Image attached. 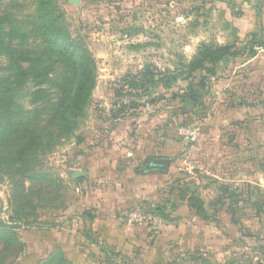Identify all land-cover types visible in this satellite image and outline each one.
I'll list each match as a JSON object with an SVG mask.
<instances>
[{
    "label": "rangeland",
    "instance_id": "obj_1",
    "mask_svg": "<svg viewBox=\"0 0 264 264\" xmlns=\"http://www.w3.org/2000/svg\"><path fill=\"white\" fill-rule=\"evenodd\" d=\"M241 1L193 0L179 8L166 0H94V8L67 0H0V223L16 227L0 228V264L16 263L26 234L67 220L77 224L79 211H110L133 193L139 200L119 213L137 205L149 219L125 264H264V111L253 114L238 150L200 142L202 128L195 142L184 143L176 126H201L195 111H211L206 92L227 72L238 78L226 108L257 104L250 94L255 85L241 80L245 56L218 64L203 87L199 73L167 90L159 86L151 98L124 86L147 66L177 74L202 44L227 42L241 53L249 29L238 16ZM41 12L63 37L55 30L43 40ZM65 41L91 61L84 86L77 59L64 53ZM194 91L201 110L188 101ZM119 111L125 112L116 117ZM19 149L25 150L20 157ZM155 155L172 159L168 175L141 172ZM73 172L86 175L73 179ZM182 191L198 195L211 218L200 237L199 218L178 199ZM172 203L178 210L168 223L159 213ZM197 237L203 245L194 244Z\"/></svg>",
    "mask_w": 264,
    "mask_h": 264
},
{
    "label": "crops",
    "instance_id": "obj_2",
    "mask_svg": "<svg viewBox=\"0 0 264 264\" xmlns=\"http://www.w3.org/2000/svg\"><path fill=\"white\" fill-rule=\"evenodd\" d=\"M119 1L121 3L138 5V3L142 2L148 4L150 0ZM166 1L165 4L171 5L173 3L179 8H185L186 5L195 3L193 0H172V2L169 3V0ZM85 3H91L90 5H94V8H96L94 0H81L80 2L82 5ZM240 3L241 9L238 16L246 19L245 22L248 24L249 28L243 37L246 36L245 39L247 38V40H249L251 34L256 33L264 39V0H242ZM187 14L188 12L186 15ZM228 14L231 15V12H228ZM226 44L227 42L219 45L223 46ZM137 47L138 46H134L133 48L136 49ZM242 61L241 66L242 68L245 66L247 72L242 69L244 72H242L241 80L248 84L249 88L250 85H257L256 89L255 86L252 88V90L255 91L250 93L253 98L257 99V104H255V106H237L234 109H227L226 104H224L226 102L225 100L229 95H233L232 93L228 94V89L231 83L237 81L238 76L233 74L234 77L230 78L227 72L228 75L224 76L222 74V78L217 77V79H215L216 81L211 84L206 92L207 98L205 100L209 101L212 105L211 111H195L199 115L198 121L201 123L200 127L202 128L200 142L217 143L218 141H222L224 145L233 149L238 150L239 148H243V144L241 143H243L245 139H248L246 132L249 125L247 123L253 120L252 117L255 116L253 114L260 116L262 111H264V49H258L256 54L252 57L245 55ZM222 64L223 62L220 63V66ZM226 64L227 63H225V65ZM201 108L202 106L200 110ZM232 114L235 115L234 119ZM162 145L164 144L162 143ZM162 145L160 148L163 147ZM157 146H159V144H157ZM165 147L166 145L164 148ZM164 148H161V150L158 148L159 150H156L162 153ZM204 151L205 149H203V152ZM159 157L160 155L148 157L145 164L141 167V172L145 174H161L163 176L168 175L172 161L168 170L165 172L146 167L149 158ZM138 172L139 170L136 169L135 173ZM138 198H140V195H135L134 193L133 195H125L117 204L111 206L109 209L110 211L95 207V212L92 213L94 218L91 223L89 235L100 247L92 244L78 232L77 222V224H73L74 221L67 220V224L69 225L61 223L53 227L41 228L26 234L22 240V244H25L26 249L24 248L22 255L15 264H43L47 258L57 251L62 253L63 262L69 264H104L107 258L111 262L125 264L127 259L131 260L129 258L132 257L135 246H137L139 240L145 236L143 235V229L147 227L144 226L145 223L128 225L125 222L124 216H122L119 211L127 205L135 204L139 200ZM135 207H137V205ZM183 208H186L189 214H193L187 206ZM173 217L176 219L174 214ZM195 217L199 218L198 216ZM195 220L194 225L197 224L199 226L198 234L200 237V235H202V230L200 229L204 226L203 223L206 225L211 223L201 218H199L198 221ZM225 226H228V224ZM210 233H212V231H210ZM204 234H206V232ZM107 237L110 238V242ZM199 237L195 238L194 241V244L197 246L203 245L202 240L198 239ZM262 242L263 237L257 239L258 244ZM117 243H119V245H117Z\"/></svg>",
    "mask_w": 264,
    "mask_h": 264
},
{
    "label": "trees",
    "instance_id": "obj_3",
    "mask_svg": "<svg viewBox=\"0 0 264 264\" xmlns=\"http://www.w3.org/2000/svg\"><path fill=\"white\" fill-rule=\"evenodd\" d=\"M40 18L41 20L45 19V22H43V28L46 30V33L42 35L43 40H47L48 37L54 36V31L56 30L53 24L52 19L45 14L44 12L40 13ZM56 36L58 37H63L61 30H56L55 31ZM63 50L65 55H67L70 58H76L78 61V75L80 77V83L79 86H84L89 80H87L88 76V71L89 69V57L85 55L84 51L82 48L76 47L74 44L66 42L63 44ZM0 48H2L1 45V39H0ZM3 49V48H2ZM258 49H264V39L261 38L256 33L251 34L250 39L247 40V42L244 44V47L242 48V52L240 53L241 49L238 51L237 47L234 45H206L202 44L199 46L197 49L195 55L188 61L186 62L180 71H178L177 74L174 73H167L165 75H162L160 72L157 71L156 67L153 66H147L143 68V71L140 76L135 75L134 77H131L129 81L125 83L124 86L127 87V89H131L136 92H142L143 96H147L151 98V96L158 94V87L160 86L162 89H170L171 85L177 83L179 80L180 81H187L190 79H196L195 74L199 73L200 74V81H199V87L204 86V80H206L208 77H214L216 74V67L218 64L221 62L235 58V56H249L252 57L256 54ZM154 91V93H153ZM197 92V91H196ZM194 91V94H197V96H191L188 98V101L192 103V105H196L198 107H201L202 99L200 96L198 97V93ZM200 103V104H199ZM125 112V111H123ZM122 111L117 112L116 117L123 116L121 115L123 113ZM119 114V115H118ZM4 116L7 117V114L4 113ZM189 123H186V121H182L181 123H178L176 126H183V125H188ZM177 128V127H176ZM177 133V129H175ZM174 132V129H173ZM3 137V131H0V138ZM167 138H169V135H167ZM176 138L175 134L170 137V139ZM18 149V147H15ZM27 150H30L27 148ZM25 150L19 149L17 151L16 156H21L24 153ZM160 157H167L164 155H160ZM178 199L181 202H184L188 209L193 212L195 216H198L202 220H209V218L202 199L196 195L195 193H189L187 191H182L178 195ZM221 202L219 203L218 206H220ZM142 212L141 207H139ZM164 208L161 210L159 213L161 218L168 222L172 223L175 218L170 216V214L175 213L178 208L175 204H171V206L168 208L167 213L164 212ZM229 213L231 214V219L233 218L234 214L232 211L229 209ZM79 216L80 219L78 221L77 225V230L78 232L83 235L85 238H87L88 241H90L92 244L100 247L98 243L93 240L90 235V229H91V223L93 221V214H91L90 211H79ZM65 220V219H64ZM56 225H51L47 227H53ZM0 228L1 229H6V228H16V227H9L3 223H0ZM41 229V228H39ZM29 230V229H28ZM33 230V229H31ZM35 230V229H34ZM38 230V229H36ZM33 232V231H32ZM110 242V238L107 237ZM120 243V242H119ZM117 243V245H119ZM23 251L24 248L26 249L25 244L23 243ZM23 253V252H22ZM202 260V258H198V261ZM104 264H113L108 258L106 259ZM201 264H206V262H202Z\"/></svg>",
    "mask_w": 264,
    "mask_h": 264
},
{
    "label": "built area",
    "instance_id": "obj_4",
    "mask_svg": "<svg viewBox=\"0 0 264 264\" xmlns=\"http://www.w3.org/2000/svg\"><path fill=\"white\" fill-rule=\"evenodd\" d=\"M201 133V127L199 124L192 126L183 125L178 128V134L182 138L184 143H193L197 140ZM125 222L128 225L142 224L145 223L149 217L141 211L139 207H135L124 215Z\"/></svg>",
    "mask_w": 264,
    "mask_h": 264
},
{
    "label": "water",
    "instance_id": "obj_5",
    "mask_svg": "<svg viewBox=\"0 0 264 264\" xmlns=\"http://www.w3.org/2000/svg\"><path fill=\"white\" fill-rule=\"evenodd\" d=\"M67 2L69 5L79 6L81 0H67ZM171 161H172V159L166 158V157L149 158L147 161L148 163H147L146 167L165 172L168 170V168L171 164ZM85 175H86L85 173L73 172L72 178L78 179V178H81ZM43 264H69V263L63 262L62 253L60 251H57V252L53 253V255H51L49 258H47L43 262Z\"/></svg>",
    "mask_w": 264,
    "mask_h": 264
}]
</instances>
